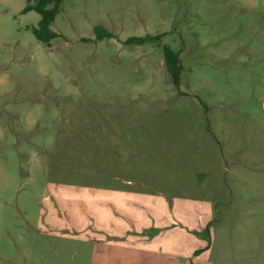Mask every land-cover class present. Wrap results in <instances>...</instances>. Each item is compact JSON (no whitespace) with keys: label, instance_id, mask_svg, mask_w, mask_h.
<instances>
[{"label":"rangeland","instance_id":"rangeland-1","mask_svg":"<svg viewBox=\"0 0 264 264\" xmlns=\"http://www.w3.org/2000/svg\"><path fill=\"white\" fill-rule=\"evenodd\" d=\"M61 1L0 0V264H264V0Z\"/></svg>","mask_w":264,"mask_h":264},{"label":"trees","instance_id":"trees-1","mask_svg":"<svg viewBox=\"0 0 264 264\" xmlns=\"http://www.w3.org/2000/svg\"><path fill=\"white\" fill-rule=\"evenodd\" d=\"M61 0H36L34 5L28 4L24 9V13L36 12L40 16L37 27L32 29L35 38L44 44H50L58 38V34L52 30L51 26L55 23L57 16L61 11ZM94 33L98 41L112 39L114 35L102 26L94 28ZM151 38L132 37L126 41L127 45L142 46L149 42ZM165 62L169 75L173 84L179 88L181 85L182 65L179 53L170 48L164 50Z\"/></svg>","mask_w":264,"mask_h":264},{"label":"crops","instance_id":"crops-1","mask_svg":"<svg viewBox=\"0 0 264 264\" xmlns=\"http://www.w3.org/2000/svg\"><path fill=\"white\" fill-rule=\"evenodd\" d=\"M104 190H113V188H105ZM110 193V192H109ZM106 201V200H105ZM111 207H118V204H113V206H105V207H103L105 210H110V208ZM186 238L188 239V240H190L191 242H193V243H198L199 242V240H197V239H195L194 237H192L191 235H188V236H186ZM129 247H132L131 246V244H127Z\"/></svg>","mask_w":264,"mask_h":264}]
</instances>
